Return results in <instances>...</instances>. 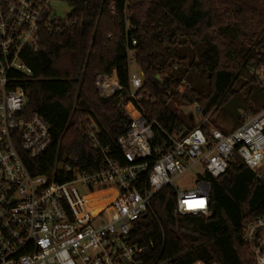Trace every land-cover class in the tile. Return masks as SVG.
Segmentation results:
<instances>
[{"label":"trees","instance_id":"obj_1","mask_svg":"<svg viewBox=\"0 0 264 264\" xmlns=\"http://www.w3.org/2000/svg\"><path fill=\"white\" fill-rule=\"evenodd\" d=\"M68 3L72 10L67 22L59 21L57 26L53 22L57 28L44 29L40 49L23 52L22 61L32 75H11L15 87L28 93L24 115L45 119L54 140L40 157H25L32 175L69 181L72 174L57 171L64 156L75 158L83 173L120 160L118 139L132 122L119 105L130 101V58L144 77L145 96L135 105L148 121L157 122L150 143L161 153L171 146V139L183 140L197 127L191 115L179 113L180 108L198 106L200 115L211 121L215 112L226 113L223 107L233 98L246 107L245 115H255L264 107V89L250 73L264 70V9L242 0ZM113 72L124 91L103 98L95 81ZM194 72L201 74L204 89L188 82L191 89L180 94L184 76ZM253 87L260 88L254 100ZM244 116L236 125L243 123ZM91 124L96 126L95 140L89 138ZM203 130L209 137L208 127ZM200 179L211 187L209 216L176 214V194L166 187L152 198L151 211L131 232L132 242L144 251L143 260L256 264L244 244L241 224L264 215V178L235 155L222 176L205 173ZM106 195L88 197L92 210L86 216L113 200Z\"/></svg>","mask_w":264,"mask_h":264},{"label":"built area","instance_id":"obj_2","mask_svg":"<svg viewBox=\"0 0 264 264\" xmlns=\"http://www.w3.org/2000/svg\"><path fill=\"white\" fill-rule=\"evenodd\" d=\"M50 1L0 0V264H169L143 260V249L131 240L134 225L151 211L152 198L166 187L176 194V214L209 216L211 187L207 180L200 179L189 192L179 191L173 184L198 165L203 174L219 178L236 155L262 178L264 107L255 115L244 114L243 123L224 134L210 126L209 117L203 118L200 108L194 106L200 124L183 140L171 139V146L161 153L150 143L157 122L148 121L135 105L145 96L144 77L130 75V101L119 105L128 115L131 106L139 116L131 118L130 129L118 139L120 160L83 173L75 158H68L63 172L72 178L64 183L34 176L25 157H40L54 140L45 119L24 115L28 93L15 87L11 75H32L22 61L24 50L38 51L44 29L52 31L57 28L53 22L57 26L65 21L54 14ZM132 63L130 58L129 65ZM250 73L264 89V70L251 69ZM95 85L103 98L124 91L115 72L99 75ZM188 89L191 84L183 80L178 92ZM203 127L209 128V137ZM88 128L89 138L95 140L96 126ZM79 186L89 194L84 195ZM95 188L113 200L98 214L86 216L92 207L85 198L97 193ZM241 228L250 256L256 264H264V215L246 220Z\"/></svg>","mask_w":264,"mask_h":264},{"label":"rangeland","instance_id":"obj_3","mask_svg":"<svg viewBox=\"0 0 264 264\" xmlns=\"http://www.w3.org/2000/svg\"><path fill=\"white\" fill-rule=\"evenodd\" d=\"M242 1L254 4L255 6L259 7V9H264V0H242ZM49 5L52 11L54 12V14L59 19L65 20L62 22H67L66 19L68 18V15L72 10L67 1L51 0ZM130 75L142 78L141 70L134 63V61L132 64H130ZM184 81L191 82L199 90H203L205 87L204 80L202 79L201 74L199 72L189 73L188 75L184 76ZM260 88L253 87V100L255 96L258 94ZM245 94H247V92ZM128 112L131 118H137L139 116V114L131 106H128ZM179 113L185 116L191 115L195 120L194 125L200 124L201 117L195 114L194 106L188 108L185 107L180 108ZM244 114L245 112H242L241 117H243ZM210 126H216V127L219 126L224 131H231V129L237 127L238 125H236V123L233 121L232 117L228 113H224L222 110H219L212 115ZM260 173L262 178H264V167L260 171ZM201 176H203V169L200 165H198L193 169L187 171L184 175L174 180L173 184L175 188H177L179 191L189 192L196 189L197 183L200 181ZM79 188L84 195L89 194V191H86L81 186H79ZM94 191L99 193L100 188H95Z\"/></svg>","mask_w":264,"mask_h":264},{"label":"water","instance_id":"obj_4","mask_svg":"<svg viewBox=\"0 0 264 264\" xmlns=\"http://www.w3.org/2000/svg\"><path fill=\"white\" fill-rule=\"evenodd\" d=\"M223 110L232 117L233 121L236 124H238L239 119L242 116V112H245L246 107L241 104L236 98H233L227 104L224 105ZM67 160L68 156H64L62 158L60 164L57 166L58 172L64 171V166ZM143 217H146V215H144Z\"/></svg>","mask_w":264,"mask_h":264},{"label":"bare ground","instance_id":"obj_5","mask_svg":"<svg viewBox=\"0 0 264 264\" xmlns=\"http://www.w3.org/2000/svg\"><path fill=\"white\" fill-rule=\"evenodd\" d=\"M94 194H95V193H94ZM92 195H93V194H92ZM90 196H91V195H90ZM88 197H89V196H88ZM88 197L85 198V202L88 201ZM111 202H112V201H111ZM108 204H109V203H108ZM106 205H107V204H106ZM106 205H105V206H106ZM103 208H104V206H103L101 209H99L97 213H95V214H91V215H96V214H98Z\"/></svg>","mask_w":264,"mask_h":264},{"label":"snow or ice","instance_id":"obj_6","mask_svg":"<svg viewBox=\"0 0 264 264\" xmlns=\"http://www.w3.org/2000/svg\"><path fill=\"white\" fill-rule=\"evenodd\" d=\"M203 205V202H200V206H202Z\"/></svg>","mask_w":264,"mask_h":264}]
</instances>
